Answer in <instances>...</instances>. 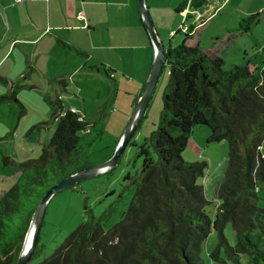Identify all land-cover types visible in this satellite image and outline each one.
<instances>
[{"label":"trees","instance_id":"obj_1","mask_svg":"<svg viewBox=\"0 0 264 264\" xmlns=\"http://www.w3.org/2000/svg\"><path fill=\"white\" fill-rule=\"evenodd\" d=\"M206 1L190 0V4L196 10ZM258 16L242 18L233 30L248 32ZM192 31V25L186 31L179 28L176 33L184 34L182 42L165 49L169 78L159 122L138 146L139 173L126 176L135 191L121 220L105 230L101 220L89 214L37 264H202L199 251L212 231L217 244L210 256L221 264H242V255L248 264H264V209L257 204V190L264 188V62L225 70L222 58L209 57L199 46L186 44ZM16 90L1 95L0 104L15 105L20 116L25 109ZM52 103L55 129L48 143L37 158L13 163L16 181L0 194V264L16 262L44 192L91 166L89 146L101 134L97 121L64 109L59 99ZM198 125L209 128L207 142L228 144L224 179L214 191L220 204L213 218L204 209L208 200L198 183L207 162H185L181 157ZM0 158L12 162L1 147ZM228 222L234 232L233 245L223 232Z\"/></svg>","mask_w":264,"mask_h":264},{"label":"crops","instance_id":"obj_2","mask_svg":"<svg viewBox=\"0 0 264 264\" xmlns=\"http://www.w3.org/2000/svg\"><path fill=\"white\" fill-rule=\"evenodd\" d=\"M187 1L145 0L165 49L177 41L173 38L179 26L175 15ZM225 7L232 23L217 20ZM198 9L191 8L184 18L183 24L196 14L188 24L193 31L187 45H197L224 63L231 58L230 66L264 62V28L259 30L264 23V0H207ZM80 12L84 20L77 17ZM256 13L258 22L248 32L233 30L242 18ZM204 15L211 19L202 25L206 19L199 21ZM205 36L208 40L203 42ZM255 47L263 52L255 53ZM154 55L137 0H0V96L17 87V99L31 91L36 97L54 96L62 104L59 90L67 92L70 85L77 86L85 78L102 81L106 77L114 81L113 86L121 80L133 84L136 101Z\"/></svg>","mask_w":264,"mask_h":264},{"label":"rangeland","instance_id":"obj_3","mask_svg":"<svg viewBox=\"0 0 264 264\" xmlns=\"http://www.w3.org/2000/svg\"><path fill=\"white\" fill-rule=\"evenodd\" d=\"M156 1L159 2V0ZM148 8L152 17L149 5ZM203 10L204 8L198 9V13L200 14ZM229 12V7H225L217 20L223 18L224 23H232L231 17H227ZM175 16L179 20V29L183 25L184 17L182 13ZM195 16L196 14L194 17H188L184 24L188 25L195 21ZM208 16L204 15L200 21H204ZM160 19L163 24L165 19L162 17ZM210 19V17L206 19L202 25ZM152 22L158 33L157 26L153 20ZM259 28L262 30L264 23ZM173 38L177 41L172 40L170 47L175 48L182 42L184 34L177 32ZM206 40H208L207 36L202 38L203 42ZM167 41L168 36L165 43ZM212 41L210 40V43ZM254 50L257 54L263 52L258 47ZM227 61L223 66L225 70L233 67L229 63L231 58ZM168 78L169 65L165 62L141 123L125 147L119 163L107 171L56 192L49 199L38 236L36 254L30 264L40 263L49 257L89 214L99 218L105 230L121 220L135 191V184L132 180L126 179V176L135 177L140 171L142 158L137 156L138 146L157 128L162 110V93ZM113 82L106 77L102 81L97 78H85L77 81L75 84L77 86L70 85L67 92L63 90L58 92L62 105L66 109L69 108L76 114L84 115L88 121H97L101 134L89 146L91 166L101 164L110 158L136 103L133 84L121 80L118 85L113 86ZM0 87L3 88L1 85ZM78 87L80 93H77ZM25 92L19 94L18 98L25 109V113L20 116L17 115L18 110L15 105L12 107L8 103L0 104V147L2 153L12 160L11 163H5L0 158V194L16 181L18 173L13 163L37 158L41 148L48 143L55 129V121L51 118V113L56 109L55 104L52 103L55 97H36L31 91ZM208 135V127L203 125L194 127L181 157L185 162H207L204 175L198 178V183L202 185L204 196L208 200L204 209L208 216L213 218L216 207L220 204L214 191L224 179L228 144L226 141L207 142ZM261 152L264 157V140L261 144ZM257 196L258 206L264 209V188L257 190ZM223 232L228 243L233 245L235 237L230 222L226 224ZM216 244L217 235L212 231L199 251L202 264H221L210 256ZM220 256H224L222 248ZM240 261L242 264H248L246 255H242Z\"/></svg>","mask_w":264,"mask_h":264},{"label":"water","instance_id":"obj_4","mask_svg":"<svg viewBox=\"0 0 264 264\" xmlns=\"http://www.w3.org/2000/svg\"><path fill=\"white\" fill-rule=\"evenodd\" d=\"M137 5L143 26L150 38L151 44L153 45L155 55L148 77L142 87L138 99L136 100L122 135L119 138L117 145L115 146V149L109 159L101 164L89 166L63 178L44 192L36 207L34 208L29 226L23 237L19 255L14 264H28L30 262L38 241L41 226L43 224L46 205L52 195L66 187L75 185L80 181L90 178L98 173L107 171L109 168L118 164L125 147L128 145L130 139L134 136L138 126L141 123L145 110L150 102L152 93L160 76L163 64L165 63V48L158 38V33L154 27L148 8L146 7L145 0H137ZM29 233H31L30 239H28Z\"/></svg>","mask_w":264,"mask_h":264},{"label":"built area","instance_id":"obj_5","mask_svg":"<svg viewBox=\"0 0 264 264\" xmlns=\"http://www.w3.org/2000/svg\"><path fill=\"white\" fill-rule=\"evenodd\" d=\"M16 2H22L23 0H15ZM191 4H190V0L186 3V5H185V7L181 10V13L183 14V17L185 18V17H187V15L189 14V12H191ZM77 17L78 18H80V19H85L84 18V16H83V14L80 12L78 15H77ZM200 22H202V21H200ZM187 28H188V25H185V24H183L182 25V27H181V29L183 30V31H186L187 30ZM80 119V118H79Z\"/></svg>","mask_w":264,"mask_h":264},{"label":"bare ground","instance_id":"obj_6","mask_svg":"<svg viewBox=\"0 0 264 264\" xmlns=\"http://www.w3.org/2000/svg\"><path fill=\"white\" fill-rule=\"evenodd\" d=\"M30 237H31V233L28 234V239H30Z\"/></svg>","mask_w":264,"mask_h":264}]
</instances>
